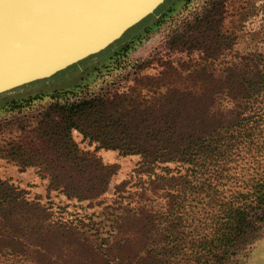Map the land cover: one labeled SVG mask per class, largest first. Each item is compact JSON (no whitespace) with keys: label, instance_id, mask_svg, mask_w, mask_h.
<instances>
[{"label":"trees","instance_id":"16d2710c","mask_svg":"<svg viewBox=\"0 0 264 264\" xmlns=\"http://www.w3.org/2000/svg\"><path fill=\"white\" fill-rule=\"evenodd\" d=\"M229 1L214 0L175 41L189 53L199 50L198 62H169L157 76L135 79L125 92L75 97L79 91L66 90L8 103L11 111H20L35 100H50L36 118L21 122L16 133L1 140L0 159L21 169L37 167L49 189L69 199L94 202L108 192L119 166L105 164L99 150L141 156L139 174H154L160 164L170 163L189 171L151 178V190L167 198V208H126L115 218L113 240L100 243L55 220L46 206L0 178V259L16 257L24 264H230L239 245L261 231L264 52L224 61L235 42L223 30ZM74 131L95 144V152L82 150Z\"/></svg>","mask_w":264,"mask_h":264},{"label":"rangeland","instance_id":"374dc122","mask_svg":"<svg viewBox=\"0 0 264 264\" xmlns=\"http://www.w3.org/2000/svg\"><path fill=\"white\" fill-rule=\"evenodd\" d=\"M213 4L214 0H167L103 54L93 55L28 91L21 89L0 99V123L3 127L0 128V142L9 134L16 133V126L21 122L36 118L50 100H35L21 112L10 110L12 105L8 103L11 101L21 102L40 94L66 90L79 91L75 97L125 92L135 79L144 75L157 76L164 69L163 65L169 62L174 65L198 62L202 56L199 50L189 53L177 47L175 41L195 25ZM226 9L223 30L235 36V42L224 61L231 62L240 56L264 52V0H230ZM73 138L82 150L95 152L96 145L84 140L80 133L74 131ZM96 154L105 164L118 165L119 170L108 192L94 202L69 199L60 191L50 190L48 180L43 178L37 167L21 169L13 162L0 159V178L9 180L26 191L31 200L46 206L55 220L73 225L100 243L113 240L117 234L115 218L126 208L141 205L163 211L167 208V198L151 190V178L156 174L185 175L189 169L188 166L170 163L160 164L154 174H139L137 170L142 162L139 155L123 156L117 151L107 150L96 151ZM143 192L145 196L141 195ZM6 263L24 264L19 258L11 256L0 259V264ZM111 263L121 264L118 260ZM230 264H264V225L261 231L239 245Z\"/></svg>","mask_w":264,"mask_h":264},{"label":"water","instance_id":"95a60500","mask_svg":"<svg viewBox=\"0 0 264 264\" xmlns=\"http://www.w3.org/2000/svg\"><path fill=\"white\" fill-rule=\"evenodd\" d=\"M167 0H0V95L96 55Z\"/></svg>","mask_w":264,"mask_h":264}]
</instances>
